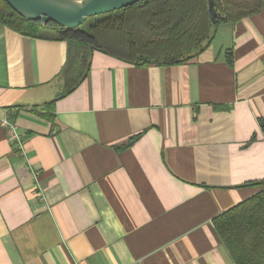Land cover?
<instances>
[{
    "label": "crops",
    "instance_id": "1",
    "mask_svg": "<svg viewBox=\"0 0 264 264\" xmlns=\"http://www.w3.org/2000/svg\"><path fill=\"white\" fill-rule=\"evenodd\" d=\"M84 52L0 24V264H235L214 221L262 190L264 8L185 65Z\"/></svg>",
    "mask_w": 264,
    "mask_h": 264
},
{
    "label": "trees",
    "instance_id": "2",
    "mask_svg": "<svg viewBox=\"0 0 264 264\" xmlns=\"http://www.w3.org/2000/svg\"><path fill=\"white\" fill-rule=\"evenodd\" d=\"M211 1L214 21L210 18V0H144L102 15L105 18L86 31L83 25L67 30L53 22L42 26L40 21H28L0 0V24L22 36L67 42L70 51L73 44H81L86 68L90 51L143 67L178 66L196 59L220 24L236 23L264 8V0ZM257 185L262 187L259 193L214 221L235 264H264V181Z\"/></svg>",
    "mask_w": 264,
    "mask_h": 264
},
{
    "label": "water",
    "instance_id": "3",
    "mask_svg": "<svg viewBox=\"0 0 264 264\" xmlns=\"http://www.w3.org/2000/svg\"><path fill=\"white\" fill-rule=\"evenodd\" d=\"M17 14L28 21L45 26L53 22L61 28L77 29L91 17L107 15L144 0H4ZM210 18L215 20L210 0Z\"/></svg>",
    "mask_w": 264,
    "mask_h": 264
},
{
    "label": "built area",
    "instance_id": "4",
    "mask_svg": "<svg viewBox=\"0 0 264 264\" xmlns=\"http://www.w3.org/2000/svg\"><path fill=\"white\" fill-rule=\"evenodd\" d=\"M0 126L7 130L10 142L22 149L23 140L18 127L7 118H0Z\"/></svg>",
    "mask_w": 264,
    "mask_h": 264
},
{
    "label": "rangeland",
    "instance_id": "5",
    "mask_svg": "<svg viewBox=\"0 0 264 264\" xmlns=\"http://www.w3.org/2000/svg\"><path fill=\"white\" fill-rule=\"evenodd\" d=\"M103 18H105V17H103V16L91 17V18H89V19L85 22V24L82 26V28H83L84 30L88 31L89 28H90L93 24H95L97 21H99V20H101V19H103Z\"/></svg>",
    "mask_w": 264,
    "mask_h": 264
}]
</instances>
